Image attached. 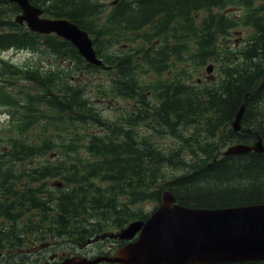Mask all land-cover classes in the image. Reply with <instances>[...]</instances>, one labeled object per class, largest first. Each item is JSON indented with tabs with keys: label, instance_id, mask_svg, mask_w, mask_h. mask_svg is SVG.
I'll return each mask as SVG.
<instances>
[{
	"label": "trees",
	"instance_id": "trees-1",
	"mask_svg": "<svg viewBox=\"0 0 264 264\" xmlns=\"http://www.w3.org/2000/svg\"><path fill=\"white\" fill-rule=\"evenodd\" d=\"M30 1L89 32L116 72L87 63L60 36L16 23L19 5L0 0V53L38 55L26 68L0 56V106L13 122L0 131V249L146 219L136 206L161 201L165 188L194 207L264 199V153L220 156L229 142L264 138V0ZM239 27L247 40L232 49L225 36ZM209 60L223 77L195 81ZM76 70L108 78L81 84ZM111 97L133 100L116 122L98 107ZM243 102L245 134L232 127ZM55 178L63 187L50 184Z\"/></svg>",
	"mask_w": 264,
	"mask_h": 264
},
{
	"label": "water",
	"instance_id": "water-1",
	"mask_svg": "<svg viewBox=\"0 0 264 264\" xmlns=\"http://www.w3.org/2000/svg\"><path fill=\"white\" fill-rule=\"evenodd\" d=\"M10 1L17 3L21 9L16 21L27 23L33 31L56 33L69 39L90 62L102 63L96 56L88 33L77 24L67 19L42 17L44 11L33 5L30 0ZM244 112L245 103L242 104L233 123L235 130L242 128ZM252 150L264 151L262 138H259L254 146L233 145L226 154H244ZM176 200L172 192L165 191L161 204L147 220L131 222L120 236L131 239L138 232L140 235L136 241L119 248L115 256L93 260L74 257L65 264H96L102 260L120 264H186L185 260L190 254L200 256L218 254L223 260H243L249 258L250 254H254L255 257L264 254V245L259 248L249 245L252 241L249 226L257 225L260 230H264V204L204 209L180 205L175 203ZM209 224L211 226L213 224V232L211 231L210 237H204L203 231ZM216 225H220L223 235L217 236ZM219 256H215L216 259H220ZM197 258L190 260V264H197Z\"/></svg>",
	"mask_w": 264,
	"mask_h": 264
},
{
	"label": "rangeland",
	"instance_id": "rangeland-1",
	"mask_svg": "<svg viewBox=\"0 0 264 264\" xmlns=\"http://www.w3.org/2000/svg\"><path fill=\"white\" fill-rule=\"evenodd\" d=\"M111 1H107V3H110ZM108 7H110L108 5ZM234 13V15H238L240 13V10H233L232 11ZM248 33V29L244 28V27H240L237 29L232 30L231 32V36H228V43L233 47L234 45H239V44H243L245 37ZM224 45V40L221 41V46ZM1 57H4L5 59H10L12 62L18 64V65H23L26 62L32 63L35 59V55L31 54L30 52L24 50V51H13V50H8V51H4L1 54ZM213 64V70L211 72H207V66L209 64ZM208 65H204L201 68V76H197V81H201V80H205V81H216L220 75L216 76L217 73L216 71H214V67H217V63H215L213 60H209ZM192 69V68H191ZM196 75V74H195ZM154 76H143L142 79H145L146 82L150 81L151 79H153ZM77 81L79 82H86L85 80H83L81 77L77 76ZM94 83H96L97 81L94 80L92 81ZM132 102H128L126 99L123 98H116V99H105L103 101H101L99 103V108L101 109V112L103 114V117L109 118L111 120H116V117L121 113V110L126 108L127 106L131 105ZM7 126L12 127L13 124H11V121H8L6 112L4 108H0V129L1 128H6ZM13 128V127H12ZM170 139L167 138L164 141H167ZM167 147H170V143L167 145ZM227 148V147H226ZM225 148V149H226ZM225 149H223L222 151H224ZM53 155H58L57 153H54ZM83 155H85V153H83ZM264 172H262V176H263ZM254 178V177H253ZM264 178V177H263ZM256 180L254 178L253 180V184L256 183ZM156 203L155 202H145V203H140V205H138V207L144 212V213H151L154 208H155ZM111 232V231H110ZM96 246H94L95 248ZM98 247V246H97ZM33 252H35V249H32ZM82 255V254H81ZM34 257V256H31Z\"/></svg>",
	"mask_w": 264,
	"mask_h": 264
},
{
	"label": "flooded vegetation",
	"instance_id": "flooded-vegetation-1",
	"mask_svg": "<svg viewBox=\"0 0 264 264\" xmlns=\"http://www.w3.org/2000/svg\"><path fill=\"white\" fill-rule=\"evenodd\" d=\"M263 154V153H259ZM262 197L253 198L252 201H247L244 203H238V204H232L227 206H241V205H249V204H263L264 199ZM220 207V206H217ZM115 231H111L109 233H105V235L110 236V240H100V243L103 245H99L100 243L98 240H94L88 245H85L84 247H71L70 245H66L64 247H60L58 251L53 252H46L48 248L46 247V243H43V247L45 249V255L43 252H41V255L37 257V261L35 259H31V261H26V264H63L64 258L70 256V255H86V256H95V255H102V254H110L113 250L117 248L122 242L117 236H115ZM99 245V246H98ZM94 246H98L95 247ZM105 246H108V248H105ZM105 264V263H101ZM197 264H264V258L263 259H249V260H241V261H234V262H220L216 260H211L209 262H203L200 263L198 261Z\"/></svg>",
	"mask_w": 264,
	"mask_h": 264
},
{
	"label": "bare ground",
	"instance_id": "bare-ground-1",
	"mask_svg": "<svg viewBox=\"0 0 264 264\" xmlns=\"http://www.w3.org/2000/svg\"><path fill=\"white\" fill-rule=\"evenodd\" d=\"M218 224V223H217ZM205 225V224H204ZM192 226V225H191ZM230 226H232L231 224H230ZM206 228H205V231H203V236L204 237H210L211 236V231L213 232V229H214V227H213V224H212V226H211V224H209V225H206L205 226ZM234 227V226H233ZM203 228H204V226H203ZM226 229V228H225ZM215 233L217 234V236H220V235H223L222 233V231L223 230H220V225H216V228H215ZM249 233L252 235V241H251V243H249V245L251 246V247H258L259 248V246H263L264 245V230H260L259 228H258V226L257 225H251V226H249ZM200 241V240H199ZM202 242H204V241H202ZM220 242V241H219ZM214 243V242H213ZM199 244V243H198ZM215 245H218V243H214ZM191 245V244H190ZM220 245V244H219ZM195 246V245H194ZM193 247V246H192ZM198 247V246H197ZM192 249V248H191ZM193 250V249H192ZM195 250H196V247H195ZM194 250V251H195ZM189 251V250H188ZM191 252V251H190ZM190 252H189V254H190ZM198 257V258H197ZM194 258H197V260L196 261H198V260H200V259H204V257H202V256H200V255H196V254H193V255H189V256H187V259L185 260V263L186 264H190V260H193Z\"/></svg>",
	"mask_w": 264,
	"mask_h": 264
}]
</instances>
